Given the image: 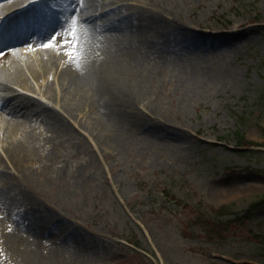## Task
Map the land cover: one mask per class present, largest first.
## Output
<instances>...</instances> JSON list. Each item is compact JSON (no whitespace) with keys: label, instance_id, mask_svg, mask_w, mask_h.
Returning a JSON list of instances; mask_svg holds the SVG:
<instances>
[{"label":"rangeland","instance_id":"1","mask_svg":"<svg viewBox=\"0 0 264 264\" xmlns=\"http://www.w3.org/2000/svg\"><path fill=\"white\" fill-rule=\"evenodd\" d=\"M126 4L128 0H79L65 27L71 40L74 24L76 44L65 46L68 39L63 38L44 54L59 50L60 56L76 60L77 67L70 65L65 73L85 74L87 83L79 85L85 99H91L88 90L99 81L115 92L117 87L128 109L145 116L140 129L112 132L107 100L96 98L71 108L75 83L57 94L56 71L47 80L51 85L42 89L29 79L35 89L5 84L20 97L31 96V103L23 99L28 104L46 109L24 117L0 107L5 119L0 140L5 148L16 142L22 150L12 160L4 148L0 151V165L10 176L4 182L10 190L0 202V264H264V207L250 218L242 216L253 201L264 198V145L247 142H264V0H147L144 9L155 10L164 20L159 29L168 31L165 48L175 51L160 57L157 48L152 54H135L128 76L142 80L138 86L109 80L97 65L101 57L96 51L68 55V47L81 46L95 12L109 8L114 16ZM59 9L60 0H51L46 12ZM1 14L0 20L6 16ZM107 18L100 14L97 23L104 26ZM240 21L250 29L222 36L219 46H194L201 61L188 59L181 66V58L194 49L183 47L182 30L226 35ZM136 23L125 17L106 28L105 35L153 45L158 29L155 33ZM47 40L4 47L29 55ZM116 40L106 45L112 47ZM49 57L44 58L53 63ZM84 60H95L94 70ZM12 71L0 75L16 80ZM148 97L184 135L145 131L152 121H163L145 102ZM96 115L101 130L88 123ZM14 165L19 173L14 174ZM26 169L40 181L29 180ZM5 201L10 213L2 208ZM221 205L238 218L217 215L213 207ZM22 213L40 219L42 236L20 230Z\"/></svg>","mask_w":264,"mask_h":264},{"label":"bare ground","instance_id":"2","mask_svg":"<svg viewBox=\"0 0 264 264\" xmlns=\"http://www.w3.org/2000/svg\"><path fill=\"white\" fill-rule=\"evenodd\" d=\"M43 0H5L0 4V13L11 14V10L15 7H21L22 9L18 10L21 13H26L27 11L29 13H35L37 11V3L42 2ZM136 2L132 3V0H128V7H124L120 9V14H114V16L110 15L111 13H116L115 11L111 10L109 8L100 9L98 12L103 15H107L108 18L106 19V23L104 26H101V23H97V17L95 16L92 18V20L87 21V31L83 33V39L81 40V46H74L76 49V54L78 53H84L87 54V56H91L92 54L88 53V51H96L101 59L99 58L97 65H100V68L102 70V73L105 76H108L109 80L113 78L116 81L119 79H122V84L126 86V84H133V85H140L139 79L137 77H133L132 75L128 76L130 72V65H132L133 58L136 55L141 54H152V51L155 50L159 55H164V53L173 52L175 49L168 50L165 48L166 45V36L168 34V31L165 30V33L159 29L163 25V18L160 16H156L155 10L150 9H144L145 8V2L147 0H134ZM77 2L79 0H60V9L56 14L47 13L44 21L40 23L39 28H35V26L32 23H26L22 17H12L13 14L10 15L12 18L0 20V72L6 73L7 71H10L13 69L12 73L14 75V78L16 80L13 81H6L7 79H4L0 75V107L2 108V111L10 113V114H20V116H24L28 113H35L38 114L39 111L45 110L46 107H42L40 104L38 106H32L28 104L24 99H29V102L31 103L32 100H34L31 96L25 95L24 97L16 95V93H12L11 89L8 88L5 84L11 85L13 88L15 85L23 87L27 86L29 89H35L34 86H31L29 82L26 80L29 79L32 82L38 84L41 88L50 86L49 83V77L52 71H56V74L54 75V81L57 82V87L55 88V92L59 94L61 92V89L63 87L69 86L71 83H75L74 92L76 93L75 96V103L71 106L73 108L80 102H88L91 103L98 99L107 100L108 101V108L111 109L110 112L106 115L109 119V123L111 128L113 129L112 132L115 131H122L125 129H137L140 127V125L144 124L146 122L145 116L140 114L139 111H131L128 109V106L126 105L125 99L123 100L121 98L122 95L118 94L120 92H116L115 89L111 88L109 85H104L101 81L97 83L96 86L91 87V90H88L91 93V99H85V91L84 89L79 90V85L81 83H87V79L85 78V74L78 75L74 71H70L65 73L66 68L68 66L77 67L76 66V60L70 59L66 57L60 56V51L57 50L56 52L50 54V51L48 53L44 54L46 50L53 49L52 47H43L42 46L39 49H44L43 51H40L37 49L36 52H32L29 55L27 52H19V50H14L11 48L4 47V45L12 43V42H29V43H37L39 44L43 40L47 39L42 45H45L48 43L49 39L52 38L57 33L60 34V41L61 39L65 38L69 40V35L65 29L67 25L68 18L70 17L69 14L72 9H74L77 5ZM120 5V4H119ZM125 6V5H124ZM131 10V11H124V10ZM17 11V12H18ZM109 11V12H108ZM163 12H166L165 10ZM98 14V13H97ZM35 15V14H34ZM45 15V14H44ZM127 18L129 21L132 20V22L137 21L136 26H148L149 29H152L153 31L156 30L158 33H156L158 40L153 43L145 42L141 39L138 40H123L118 39L116 40V34H112L113 36H107L105 35V29L110 28L112 25L115 26L116 22L122 21L124 18ZM159 17V18H158ZM37 21L36 23H38ZM92 24V25H90ZM228 24L232 25L228 22ZM90 25V26H89ZM167 26V23L165 22V27ZM235 30L230 31L228 34H220V35H213V36H206V35H200V33L196 32L195 30H189L181 31L180 40L183 43V47L185 49L194 48L190 51L192 54L189 57L181 58L180 64H182V67H185V62L190 59L191 62H200L199 59H201L200 56L196 55V48L194 46L196 45H203V46H219V40L222 36L229 37V36H235L237 34L243 33L245 30L250 29V27H246L245 23L242 21L238 22L236 25ZM54 32H51L53 31ZM229 31V29H227ZM161 32V33H160ZM170 33V32H169ZM170 35V34H169ZM116 40V45L109 47L106 44L108 42H113ZM147 40V38L145 39ZM170 40V37H169ZM212 40V41H211ZM218 40V41H215ZM100 41L104 43L102 46L100 44ZM224 44V43H223ZM222 42L220 44L223 45ZM148 47H150L148 49ZM160 47L162 50H159ZM69 48V47H68ZM34 50V48H32ZM161 55V56H162ZM52 57L53 63H48V60L46 61L44 57ZM49 57V59L51 58ZM160 57V56H159ZM194 60V61H193ZM85 61V60H84ZM93 61H85L84 64H87L88 67L92 70H94L92 66ZM80 64V63H79ZM57 67L58 69H54ZM75 69V68H74ZM118 70V71H117ZM126 70L128 72L126 73ZM77 71V70H76ZM109 71V72H108ZM117 71V72H116ZM121 71V72H120ZM98 72V73H97ZM96 73L98 75L104 76L103 74H99V70ZM114 72V73H110ZM65 73L66 78H63V75ZM75 74V77H74ZM79 76V77H78ZM46 84H44V82ZM83 81V82H81ZM44 84V85H43ZM140 87V86H139ZM139 87H136L138 89ZM42 89V88H41ZM9 90V92H7ZM11 91V92H10ZM7 92V93H5ZM22 94V93H21ZM146 98V97H145ZM42 100L45 103H48L46 99L42 98ZM65 100V99H64ZM42 101V102H43ZM60 101V97L59 100ZM39 102V101H37ZM43 102V104H45ZM148 106H150L151 110H157L158 114L163 115V121L162 119H156L154 122L152 121V125L149 127H145V131H149L154 135H160V136H169V134H172L174 137L180 138L182 134L184 135V131H182L178 126H175L174 123H172L166 116L165 111L162 109H159L154 104V101L151 97H148V101H145ZM56 103V100H55ZM49 104V103H48ZM50 105V104H49ZM111 105V107H110ZM34 107V108H31ZM37 107V108H35ZM185 107V106H184ZM31 109V110H30ZM128 109V110H127ZM103 111V109H100ZM165 117V118H164ZM5 119L2 118L0 114V122L4 121ZM89 124L93 125L97 130H101L103 126L101 117L96 115L95 118H90V121H88ZM86 123V125H89ZM120 127V128H117ZM165 127V128H164ZM140 129V128H138ZM157 129V130H156ZM173 130V131H172ZM172 131V132H170ZM170 132V133H168ZM167 133V134H162ZM103 143L106 145L108 144V139L105 133L101 134ZM18 144L16 142H12L11 146H7L5 148L4 143L0 140V151H3L1 148H4L7 153V158H15L17 155H22V150L20 148H17ZM10 153H8V151ZM4 152V151H3ZM12 160V158H11ZM14 174L19 173L18 169L16 168V165H14ZM16 168V169H15ZM22 169V168H21ZM23 170V169H22ZM32 170V169H31ZM30 169L25 170L26 177L29 180H35L36 182H39L40 179L32 173ZM4 171V172H2ZM7 170L4 169V165H0V182L3 183L0 185V202H2L3 197L5 196V193H7L9 190L6 187L7 184L4 185V182H7L8 174L6 173ZM19 176L23 178L25 182H28L26 178L23 177V173L20 172ZM29 184V182H28ZM31 184V183H30ZM1 205V203H0ZM3 210H6L8 213L11 211V206L9 202L5 201L2 203ZM44 215V213H41V216ZM40 216V215H39ZM17 220V218H16ZM20 223H18L21 231H28L32 235L33 232L35 233L34 236H42L43 230L39 227V221L40 219L38 217H35L33 215H29V213H22L20 215V218L18 220ZM9 237V235H8Z\"/></svg>","mask_w":264,"mask_h":264},{"label":"trees","instance_id":"3","mask_svg":"<svg viewBox=\"0 0 264 264\" xmlns=\"http://www.w3.org/2000/svg\"><path fill=\"white\" fill-rule=\"evenodd\" d=\"M239 135H240L241 138H243V135L242 134H239ZM261 206L264 207V198L253 201L250 204V206L245 210V212L243 213L242 216L247 217V218L252 217L253 213L257 209L261 208ZM213 210L217 213V215H226V216H229L231 214H234V215H236V218H238V214L233 213L232 212V209H230V207L227 206V205H222V206L217 207V208L216 207L215 208L213 207Z\"/></svg>","mask_w":264,"mask_h":264},{"label":"snow or ice","instance_id":"4","mask_svg":"<svg viewBox=\"0 0 264 264\" xmlns=\"http://www.w3.org/2000/svg\"><path fill=\"white\" fill-rule=\"evenodd\" d=\"M70 35L72 36L71 40H64L63 41V44L65 46L76 44V31H75L74 24H73V30L71 31ZM59 43H60V34L57 33L56 35H54L52 38L49 39L47 44H45L43 46L44 47H56V46H58ZM68 55L69 56L76 55V49L74 47H69L68 48Z\"/></svg>","mask_w":264,"mask_h":264}]
</instances>
